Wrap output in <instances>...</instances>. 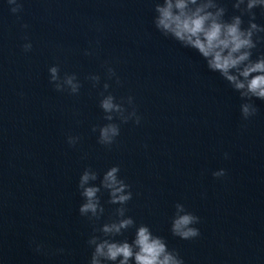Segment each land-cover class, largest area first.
I'll use <instances>...</instances> for the list:
<instances>
[{
  "label": "water",
  "instance_id": "95a60500",
  "mask_svg": "<svg viewBox=\"0 0 264 264\" xmlns=\"http://www.w3.org/2000/svg\"><path fill=\"white\" fill-rule=\"evenodd\" d=\"M18 2L12 13L0 0V264H88L93 227L118 205L102 189L105 212L94 225L79 212V178L91 167L99 185L113 165L131 186L126 215L164 237L184 264H264V100L252 98L258 111L245 120L239 92L195 49L155 28L153 0ZM220 3L225 19L240 14L234 0ZM253 11L264 25V12ZM261 54L264 40L253 59ZM52 65L61 77L77 75L79 93L53 87ZM89 74L100 76L95 87ZM105 82L117 99L131 95L141 116L139 124L115 121L111 147L92 131L108 122L99 106ZM69 135L79 137L74 146ZM221 168L226 174L214 177ZM177 203L200 217L198 237L172 235Z\"/></svg>",
  "mask_w": 264,
  "mask_h": 264
},
{
  "label": "clouds",
  "instance_id": "9594fccd",
  "mask_svg": "<svg viewBox=\"0 0 264 264\" xmlns=\"http://www.w3.org/2000/svg\"><path fill=\"white\" fill-rule=\"evenodd\" d=\"M11 6L10 11L17 13L22 10L23 4L18 0H7ZM155 28L164 36H171L184 47L195 49L206 61L207 67L218 72L231 87L239 92L244 102L240 105L242 117L246 120L254 116L258 108L252 98L264 100V54L253 59V49L264 40V25L255 22L254 8L259 7L264 12V0H234L233 8L238 9L239 15H232L225 19L227 9L220 0H153ZM247 14L249 19L244 27L242 17ZM27 27V25H23ZM27 40V37H25ZM25 52L31 51L30 41L23 44ZM85 54H90L85 50ZM107 65V62H105ZM50 82L57 91L67 90L70 94H77L81 83L75 73H65L60 76L58 65L48 69ZM107 75L116 78L121 83L116 71L107 65ZM87 79L95 87L100 82L98 74H89ZM110 85L103 84L104 91L100 93L99 106L103 110V125H94L92 131L98 128V143L111 147L120 135V123L134 120L136 124L141 121L137 114L134 98L129 95L117 99L111 92H107ZM107 92V94H105ZM129 108L131 110H129ZM78 136L69 135L67 142L75 145ZM227 157V153H225ZM120 166L113 165L108 168L99 185L91 183L98 179L97 171L86 167L80 175L78 188L84 198L79 207L82 216H87L94 225L100 220L105 209L101 204L98 193L101 190L108 192V203L118 205L109 220L93 227V234L87 243L92 247L88 264H184L180 253L169 249L164 237L155 234L147 224L136 225L132 216L126 215V205L132 199L131 186L120 175ZM226 170L221 168L214 171V177H223ZM200 217L186 210L181 203L175 205V214L171 220L170 231L173 236L189 240L200 235L199 228L195 227ZM135 227L131 241L127 238L115 239L122 236L129 228ZM96 233H99L98 235ZM42 245L37 244L36 250ZM62 251V250H60Z\"/></svg>",
  "mask_w": 264,
  "mask_h": 264
}]
</instances>
